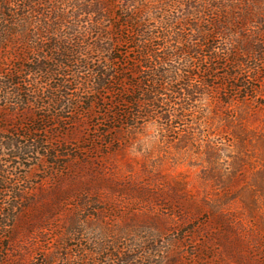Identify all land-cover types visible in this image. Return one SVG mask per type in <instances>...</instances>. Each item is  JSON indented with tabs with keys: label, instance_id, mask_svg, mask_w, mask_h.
<instances>
[{
	"label": "trees",
	"instance_id": "16d2710c",
	"mask_svg": "<svg viewBox=\"0 0 264 264\" xmlns=\"http://www.w3.org/2000/svg\"><path fill=\"white\" fill-rule=\"evenodd\" d=\"M242 4L0 0V264H52L54 255L38 261L37 250L27 262L16 241L41 236L74 195L92 199L85 178L112 184L111 155L137 143L151 156L142 138L149 124L161 146L181 151L198 150L205 128L215 135L218 112L244 134L248 117L264 110V18ZM220 150L209 144L204 152L212 179ZM63 180L83 188L39 207L35 186ZM220 208L211 210L225 219L229 211ZM79 216L61 243L78 233Z\"/></svg>",
	"mask_w": 264,
	"mask_h": 264
},
{
	"label": "rangeland",
	"instance_id": "374dc122",
	"mask_svg": "<svg viewBox=\"0 0 264 264\" xmlns=\"http://www.w3.org/2000/svg\"><path fill=\"white\" fill-rule=\"evenodd\" d=\"M232 1L236 5L243 1L242 7L248 1L264 18V0ZM218 114L212 115L215 135L208 136L205 128L199 149L192 151L161 146L159 131L149 124L148 137L142 138L151 156L141 147L144 144L137 143L111 155L106 174L112 184L85 178L92 199L76 201L74 195L41 236L36 232L16 241L18 249L22 244L29 252L27 262L37 250L38 261L54 255L52 264H82L79 253L87 264H123L122 259L133 260L132 264H264V110L248 117L241 136L235 133L242 125L235 127ZM242 140L245 150L239 147ZM209 144L221 149L216 166L220 175L214 179L207 176L204 152ZM235 160L243 164L240 171L233 167ZM38 174L33 170L30 177ZM75 186L71 180L38 183L39 207L48 205L56 193L83 188ZM193 203L203 209L197 211ZM214 206L229 211L225 219H217ZM77 215L78 233L61 243Z\"/></svg>",
	"mask_w": 264,
	"mask_h": 264
}]
</instances>
